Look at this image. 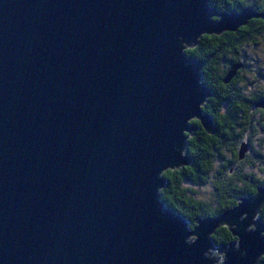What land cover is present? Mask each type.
Segmentation results:
<instances>
[{
    "label": "water",
    "instance_id": "95a60500",
    "mask_svg": "<svg viewBox=\"0 0 264 264\" xmlns=\"http://www.w3.org/2000/svg\"><path fill=\"white\" fill-rule=\"evenodd\" d=\"M258 19L209 0H0V264H217L220 228L236 239L220 264H260L264 188L193 229L160 201L163 174L192 164L191 122L218 132L186 50Z\"/></svg>",
    "mask_w": 264,
    "mask_h": 264
},
{
    "label": "trees",
    "instance_id": "16d2710c",
    "mask_svg": "<svg viewBox=\"0 0 264 264\" xmlns=\"http://www.w3.org/2000/svg\"><path fill=\"white\" fill-rule=\"evenodd\" d=\"M209 2L220 13H239L244 8H251L258 14L264 15V0H252L251 2L243 0H209ZM253 37L264 38V19L253 20L246 27H243V39L241 41L243 45L249 41L254 42L255 38ZM224 43L227 44V47L228 45L233 46L230 50L233 54L234 49L236 50V43L230 40L224 41L217 36H204L200 39L196 48L186 50L188 57L204 62L201 83L211 90L214 89L213 82L222 84L220 80L217 79L216 81L214 77H211V71L214 69L210 61L211 55L218 49L220 53L218 56L222 58L225 55L224 50L221 51V47L225 48ZM220 103L221 101L214 103L209 98L202 109L205 114L214 117L212 118L213 122L219 131L218 134L222 137H218V134L208 135L200 127L198 121H192L191 125L199 127L194 136L189 137L185 151V155L192 159V164L178 170L166 171L163 174L165 185L160 190V201L166 210L181 216L188 223L190 229L194 228L197 218L217 217L225 211L235 208L242 199L252 197L258 188H264V150L250 151L245 155L243 161L239 160L237 152L238 145L242 141L243 126L249 131L250 137L255 136L256 126L252 124L250 116H248L245 125L241 126V130L238 133L234 132L236 130L235 126L229 127L230 123L225 118L221 116L218 118L217 116ZM247 110L250 112L251 107H248ZM262 119L258 121L262 133L255 136L259 140L261 149L264 148V124ZM224 137H226L224 140L226 146L229 147V151L231 150V158L221 155L224 147L218 139ZM214 151L218 154L215 155ZM213 160L218 162V166L214 164ZM244 166H247L246 171H244ZM207 183H211L214 188V204L193 198L189 195L188 188H186V185L200 187ZM259 218L264 223V207ZM235 241L236 239L232 237L226 228H220L212 236L214 249L222 246L229 247ZM260 264H264V257H262Z\"/></svg>",
    "mask_w": 264,
    "mask_h": 264
},
{
    "label": "flooded vegetation",
    "instance_id": "af4514ba",
    "mask_svg": "<svg viewBox=\"0 0 264 264\" xmlns=\"http://www.w3.org/2000/svg\"><path fill=\"white\" fill-rule=\"evenodd\" d=\"M217 37H221L224 41L230 40L236 43V50L234 49L233 54H231L232 52L230 51L233 46L228 45L227 47V44L224 43L225 48L221 47V51L224 50L225 55H223L222 58L218 56L220 54L218 49H216V51H214L211 55V59H210V61L212 62L211 65L214 67V69L211 71V77H214L216 81L217 79L220 80V82L222 83V84H217L213 82L214 89L212 90L210 89V91L212 92L210 98L213 100V102L218 103L219 101H221L218 107L219 113L217 114V116L218 118L219 116L225 118L226 121L230 123L229 127L235 126L236 130L234 132L236 133H238V131L241 130V126L245 125L247 117L250 116V120L252 124L256 126L255 136H258L260 133H262L261 130L262 128L258 126L259 124L258 121L264 116H263V111L257 109L255 106L260 100L263 99L264 92L259 84H256V86H252L255 87V89L252 90V87H249L245 83H243V71L246 67L244 66L246 64H243L244 63L243 42H241L243 39V28L239 29L238 32L224 33L221 36H217ZM236 64L242 65L241 69L238 70L236 76L228 84H224L223 80L229 74L231 68ZM203 66H204V62H203ZM248 107L249 108L251 107L250 112L247 110ZM218 132L216 134H218ZM217 136L222 137L220 134H218ZM255 136L250 137L249 131H247V129H245V126H243L242 141L238 145L237 152L239 150L240 145L243 143L249 145V152L255 150L263 151L264 148L261 149L258 143L259 140L256 139ZM225 139L226 137H224L223 139H218V141H220L219 143H222L224 147L221 151L222 152L221 155H223L224 157L231 158L232 153L231 150L229 151V147L226 146V143L224 142ZM214 145L216 146V144ZM213 153L215 155L218 154L215 151ZM213 161L214 164L218 166V162L216 160ZM244 169H245L244 171H246L247 166H244Z\"/></svg>",
    "mask_w": 264,
    "mask_h": 264
},
{
    "label": "rangeland",
    "instance_id": "374dc122",
    "mask_svg": "<svg viewBox=\"0 0 264 264\" xmlns=\"http://www.w3.org/2000/svg\"><path fill=\"white\" fill-rule=\"evenodd\" d=\"M243 1L251 2L252 0ZM253 38H255L254 42L249 41L247 44L243 45V61L246 64L243 71V83L249 87L259 84L264 92V38ZM254 89L255 87H252V90ZM186 188H188L189 195L193 198L205 203L214 204L215 195L211 183H207L200 187L186 185ZM210 257L216 259L217 264L222 263L223 256L220 255L217 250H212Z\"/></svg>",
    "mask_w": 264,
    "mask_h": 264
}]
</instances>
